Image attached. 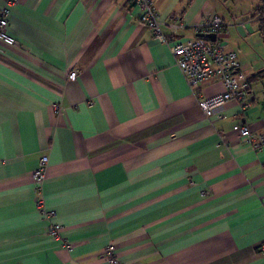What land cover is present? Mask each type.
<instances>
[{
  "label": "crops",
  "instance_id": "obj_1",
  "mask_svg": "<svg viewBox=\"0 0 264 264\" xmlns=\"http://www.w3.org/2000/svg\"><path fill=\"white\" fill-rule=\"evenodd\" d=\"M153 2L167 43L133 0H0L19 43L0 49V264H109L108 247L121 264H264V145L251 150L232 129L264 133L257 16L221 17L251 105L206 117L197 99L221 83L192 90L170 46L201 36L216 6ZM43 154L40 198L58 237L35 201Z\"/></svg>",
  "mask_w": 264,
  "mask_h": 264
},
{
  "label": "built area",
  "instance_id": "obj_2",
  "mask_svg": "<svg viewBox=\"0 0 264 264\" xmlns=\"http://www.w3.org/2000/svg\"><path fill=\"white\" fill-rule=\"evenodd\" d=\"M137 6V18L140 23L148 26L154 39L167 43L168 38L162 31V21L154 7L153 0H133ZM264 4V0H260ZM18 0H6L7 5H14ZM7 13L5 7L0 14V49L5 47H18V41L7 33ZM250 21V20H248ZM247 23V22H246ZM246 23H242L245 30ZM170 32L174 33L183 29L182 22H171L167 24ZM199 28L203 33L214 32V40L207 36H195L170 46L171 53L175 62L182 72L186 82L192 90L197 89L211 78L215 77L221 83L222 89L210 96L197 99V105L206 117H211L215 109L223 106L225 103L235 100L240 108L245 110L251 105L252 93L248 76L241 70L237 52L230 45L218 38V33L225 28L224 20L221 16L213 15L204 20ZM77 75L76 70L68 73V79L73 80ZM232 129L241 141L251 150H257L264 145V133L253 132L247 124L239 123L232 126ZM47 155L40 156L37 168L32 172V179L36 192V205L41 210L42 216L47 220L46 233L52 237H58L62 229L61 224L53 221L55 216L53 211L43 209V202L40 198L41 185L44 179V173L47 163ZM264 170V168H263ZM67 250L73 246L64 241ZM111 247H108L103 258L109 264H121L115 255L111 253ZM264 255V245L260 248Z\"/></svg>",
  "mask_w": 264,
  "mask_h": 264
},
{
  "label": "rangeland",
  "instance_id": "obj_3",
  "mask_svg": "<svg viewBox=\"0 0 264 264\" xmlns=\"http://www.w3.org/2000/svg\"><path fill=\"white\" fill-rule=\"evenodd\" d=\"M212 1L216 6V10L218 11V14L224 18L227 24L229 21H232L233 19H237L238 21H244L242 19H245L249 16L250 13L249 10L253 12L257 6L261 5L260 0H212ZM225 33L227 32H219L218 36L220 37V39L226 41V39L223 38L225 36ZM250 44L253 47L254 46L257 47L255 41H251ZM259 47L262 48V60H264V43L262 42V40H261V45Z\"/></svg>",
  "mask_w": 264,
  "mask_h": 264
},
{
  "label": "trees",
  "instance_id": "obj_4",
  "mask_svg": "<svg viewBox=\"0 0 264 264\" xmlns=\"http://www.w3.org/2000/svg\"><path fill=\"white\" fill-rule=\"evenodd\" d=\"M261 3V2H260ZM253 17L257 16L258 20V32L262 36L264 40V4L261 3V5L257 6L253 11Z\"/></svg>",
  "mask_w": 264,
  "mask_h": 264
},
{
  "label": "water",
  "instance_id": "obj_5",
  "mask_svg": "<svg viewBox=\"0 0 264 264\" xmlns=\"http://www.w3.org/2000/svg\"><path fill=\"white\" fill-rule=\"evenodd\" d=\"M201 36H207L209 39L214 40L216 35L214 32L201 33Z\"/></svg>",
  "mask_w": 264,
  "mask_h": 264
}]
</instances>
